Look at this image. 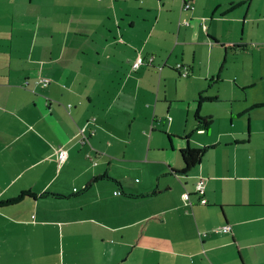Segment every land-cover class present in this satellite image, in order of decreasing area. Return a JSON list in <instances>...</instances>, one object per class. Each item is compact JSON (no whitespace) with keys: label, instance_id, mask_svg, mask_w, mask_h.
<instances>
[{"label":"crops","instance_id":"1","mask_svg":"<svg viewBox=\"0 0 264 264\" xmlns=\"http://www.w3.org/2000/svg\"><path fill=\"white\" fill-rule=\"evenodd\" d=\"M190 1L0 0V264H264V114L202 95L245 0Z\"/></svg>","mask_w":264,"mask_h":264},{"label":"rangeland","instance_id":"2","mask_svg":"<svg viewBox=\"0 0 264 264\" xmlns=\"http://www.w3.org/2000/svg\"><path fill=\"white\" fill-rule=\"evenodd\" d=\"M247 13L249 20L245 24L242 21H236L235 27L232 25L230 31H226L228 27L222 28L223 41L233 40L244 46H220L222 52L221 54L217 52V63L213 67L216 68L215 78L205 81L206 91L202 93L203 97L218 96L220 100L211 104L207 103L208 110L212 107L216 112L229 117H236L237 113L242 111L243 118L238 119L236 123L239 127H245L246 130L250 121L249 111L254 117L253 123L258 121V125H263V119L257 116V113L264 114V107L250 109L254 108L252 107L255 106L254 102H262L260 105L264 103V46H258L264 42V0H252L250 4L249 0H245L234 11L236 16L242 15V19ZM142 14L145 17L149 16L145 9L142 10ZM162 24L160 22V29L169 27L168 23ZM242 25H244V32ZM158 45L160 48L167 46L166 42H160ZM201 66L204 73L205 63ZM220 66H222L221 71H219ZM195 72L198 73V70ZM173 76L177 79L186 78L183 74L179 76L176 72ZM229 120L230 118L223 120V123L229 124ZM258 125L255 124V126Z\"/></svg>","mask_w":264,"mask_h":264},{"label":"trees","instance_id":"3","mask_svg":"<svg viewBox=\"0 0 264 264\" xmlns=\"http://www.w3.org/2000/svg\"><path fill=\"white\" fill-rule=\"evenodd\" d=\"M189 10H191V9H189ZM226 46L227 47L228 46L229 47H243L244 44L235 43V44H228ZM199 120L201 121V123H202L201 126L203 128L207 127V124H208L209 120L206 117H204L202 119L199 117ZM203 153H204V148H191V147H187V148L181 149L180 150V155H181V158H182V161H183L184 165H183V168L182 169L175 170L174 172H176V173H183V174L188 173L196 164H198L200 162ZM103 177H107V178H109L111 180H115L114 178L110 177L106 173L104 175H102V178ZM88 187H86V188L80 190L79 192L73 194V196L78 195V194H81L82 192H85ZM156 193H157V190H154L151 193L145 194V195L144 194H137V195H135V194H128V196H133V197L134 196H137L138 197V196L154 195ZM41 195L42 196H50V195H52V196H57V197H65L66 196L64 194L54 193V192H48V191L42 193ZM148 220H150V219H148Z\"/></svg>","mask_w":264,"mask_h":264},{"label":"built area","instance_id":"4","mask_svg":"<svg viewBox=\"0 0 264 264\" xmlns=\"http://www.w3.org/2000/svg\"><path fill=\"white\" fill-rule=\"evenodd\" d=\"M182 8H183V10H189V9L194 8V7H193L192 2L190 0H185L183 2ZM142 63H144L143 57L138 56L136 58V60L134 61V63L132 64V67L134 69H136ZM182 67L183 66L181 64H179L176 69H178L179 73L183 74V76H188L190 74L189 67L184 66L183 69H182ZM48 83L49 82H48L47 79L39 80V84H40L41 87H46L48 85ZM67 156H68V154H67V151L65 149H59L58 150V161L60 163L64 162L67 159ZM196 192L200 196V202L202 204H205L206 203V199L204 197V193H205V181H204V178H199L198 179V181L196 183ZM117 193H119V191H117ZM216 230L217 231H221V232H230L231 231V226L229 224L223 225V226L218 227Z\"/></svg>","mask_w":264,"mask_h":264}]
</instances>
